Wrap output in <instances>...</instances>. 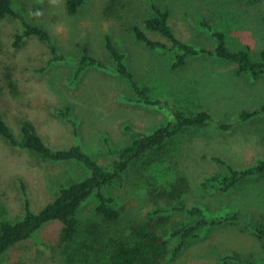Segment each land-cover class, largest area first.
Instances as JSON below:
<instances>
[{
	"label": "rangeland",
	"instance_id": "374dc122",
	"mask_svg": "<svg viewBox=\"0 0 264 264\" xmlns=\"http://www.w3.org/2000/svg\"><path fill=\"white\" fill-rule=\"evenodd\" d=\"M12 1L26 21L49 31L63 57L54 61L49 46L36 37L16 46L23 30L21 22L11 16L0 21V110L19 138L23 123L31 122L52 148L80 144L99 163L108 165L139 133L152 132L169 121L170 109L187 114L206 111L211 119L147 155L131 166L123 182L104 189L118 200V221L99 215V200L93 196L77 215L74 241H63V225L53 222L37 232L33 241L9 251L3 264H106V248L129 240L140 225L150 220L161 223L162 218L169 222L160 224L159 233L167 236L172 248L176 240L167 235L169 230L192 220L170 210L177 204L169 197L173 187L188 205H200L209 218L238 213L240 221L204 228L200 238L191 240L175 261L165 259L163 264H242L223 261L231 253L264 263L262 243L245 225L264 217V176L226 194L201 184L206 175L226 171L212 157L239 169L264 158V77L255 81L249 74L239 76L234 64L210 56L190 58L185 68L173 70L177 51L150 49L133 32L136 26L144 29L145 19L152 14V0H87L74 15L68 14V0ZM153 1L170 10V24L179 39L214 50L216 42L203 25L206 21L226 33L232 49H248L254 61L260 59L264 0ZM107 35L125 53L138 84L164 106L138 102L106 48ZM147 35L171 46L157 33ZM84 44L105 67H85L77 75ZM66 107H71L77 131L56 112ZM254 112L256 115L242 120V114ZM223 125L230 127L224 129ZM85 175L78 163L53 162L0 137V222L24 216L22 182L32 209L39 211L62 187ZM154 211H158L155 216ZM94 226L97 233H92Z\"/></svg>",
	"mask_w": 264,
	"mask_h": 264
},
{
	"label": "trees",
	"instance_id": "16d2710c",
	"mask_svg": "<svg viewBox=\"0 0 264 264\" xmlns=\"http://www.w3.org/2000/svg\"><path fill=\"white\" fill-rule=\"evenodd\" d=\"M250 1L257 2L260 0ZM86 2L87 0H68V14H76ZM10 16L18 19L23 27L22 32L17 35L16 46L27 38L36 37L49 46L54 61L63 58L58 54V48L49 31L26 21L14 8L12 0H0V21ZM170 19V10L160 7L152 0V14L145 19L144 29L136 26L133 32L136 40L143 42L150 49L177 51L176 60L172 64L173 70L185 68L190 58L210 56L234 64L236 66V73L239 76L249 74L255 81L264 77V49L260 54V59L254 61L248 49H232L228 44L226 33L210 27L206 21H203V25L209 29L212 37L215 39L216 47L214 50L198 48L177 37L170 24ZM147 32L161 35L171 43V46L159 40H152L147 35ZM105 45L116 63L120 76L132 85L138 102L151 106H164V102L152 99L149 90L138 84L127 64L125 53L120 51L111 36L107 35L105 37ZM82 52L81 66L77 71V75L85 67H105V64L101 60L90 54L88 44L82 46ZM262 109H264V106ZM170 110L172 111V115L169 121L152 132L139 133L129 145L119 151L116 158L108 165L99 163L80 144H74L69 148H52L38 134L31 122L23 123L21 137L19 138L6 122L0 110V137L10 145L34 152L53 162H75L86 170V175L83 179L62 187L57 197L39 211L32 209L26 185L22 182L25 196V214L21 219L14 222L7 220L0 222V264H3L4 256L14 247L28 241H33L37 232L53 222L63 225V241H74L78 235L77 215L83 205L93 196H96L99 200L96 207L97 213L110 222L118 221L121 217L118 200L113 196L107 195L104 189L112 183L123 182L131 166L147 155L164 149L170 141L185 133L188 129L204 127L211 119V115L206 111L187 114L181 110ZM56 112L74 124L71 107H66ZM254 115H256L255 112L244 113L241 115V118L245 121ZM229 127V125L222 126L224 129H228ZM75 130L77 131L76 126ZM212 160L225 166L226 171L206 175L201 184L203 187L211 188L221 193H229L248 180L264 176V158L258 159L255 164L241 169L234 167L219 157H212ZM181 180L184 179L181 178ZM169 195L177 203L170 209L171 211L181 212L192 217L191 221L178 224L169 230L167 235L170 233L171 238L176 240V244L171 248L170 240H168L167 236L159 233L160 224H167L169 222L167 219L162 218L161 223L156 224L150 220L148 224L140 225L135 229L133 236L131 235L129 240L118 241L109 246V248H106V252L109 250L106 254V264H163L165 259L175 261L183 253L191 240L200 238L201 231L204 228H215L227 224H235L240 221L238 213H228L217 218H209L200 205H188L182 199V193H178L175 187L172 188ZM157 213L158 211H154L152 215L155 216ZM245 225L253 231L264 249V217L256 223L246 222ZM97 232L98 228L94 226L92 233ZM222 259L225 262L264 264L242 256L239 253L227 254Z\"/></svg>",
	"mask_w": 264,
	"mask_h": 264
}]
</instances>
